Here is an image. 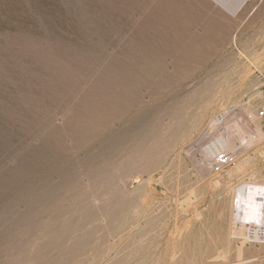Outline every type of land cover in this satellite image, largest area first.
I'll use <instances>...</instances> for the list:
<instances>
[{
    "label": "rangeland",
    "instance_id": "1",
    "mask_svg": "<svg viewBox=\"0 0 264 264\" xmlns=\"http://www.w3.org/2000/svg\"><path fill=\"white\" fill-rule=\"evenodd\" d=\"M261 109L264 0H0V264H264Z\"/></svg>",
    "mask_w": 264,
    "mask_h": 264
},
{
    "label": "bare ground",
    "instance_id": "2",
    "mask_svg": "<svg viewBox=\"0 0 264 264\" xmlns=\"http://www.w3.org/2000/svg\"><path fill=\"white\" fill-rule=\"evenodd\" d=\"M235 142L236 140L232 139L230 136L224 137L222 135H217L212 141H209V143L206 144L202 150L203 154L201 162L203 167L209 168L211 166V162L216 151L220 149L227 150V148L235 147L237 145H235ZM231 213L232 220L236 223V225H238L237 227H240L239 229L241 232L243 230H247L249 233L248 237H253L259 240L260 238H264V183L251 180L249 182H242V184H240L235 190V194L232 198ZM240 259L242 258L240 257Z\"/></svg>",
    "mask_w": 264,
    "mask_h": 264
},
{
    "label": "built area",
    "instance_id": "3",
    "mask_svg": "<svg viewBox=\"0 0 264 264\" xmlns=\"http://www.w3.org/2000/svg\"><path fill=\"white\" fill-rule=\"evenodd\" d=\"M259 117H264V109L258 111ZM235 155L225 149H220L215 152L213 160L211 162V168L213 172L220 173L224 171L228 166L235 162Z\"/></svg>",
    "mask_w": 264,
    "mask_h": 264
}]
</instances>
